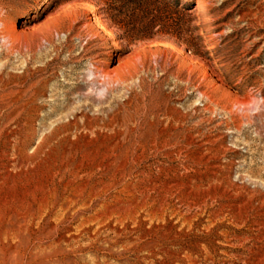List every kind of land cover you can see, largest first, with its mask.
Wrapping results in <instances>:
<instances>
[{
  "label": "rangeland",
  "instance_id": "374dc122",
  "mask_svg": "<svg viewBox=\"0 0 264 264\" xmlns=\"http://www.w3.org/2000/svg\"><path fill=\"white\" fill-rule=\"evenodd\" d=\"M127 1L0 0V264H264V0Z\"/></svg>",
  "mask_w": 264,
  "mask_h": 264
},
{
  "label": "trees",
  "instance_id": "16d2710c",
  "mask_svg": "<svg viewBox=\"0 0 264 264\" xmlns=\"http://www.w3.org/2000/svg\"><path fill=\"white\" fill-rule=\"evenodd\" d=\"M169 2H171L175 8H178L181 5V0H169ZM127 3L134 5L136 9L146 10L154 3V0H128Z\"/></svg>",
  "mask_w": 264,
  "mask_h": 264
},
{
  "label": "bare ground",
  "instance_id": "6f19581e",
  "mask_svg": "<svg viewBox=\"0 0 264 264\" xmlns=\"http://www.w3.org/2000/svg\"><path fill=\"white\" fill-rule=\"evenodd\" d=\"M105 78L107 77V78H109V74H106L105 76H104ZM27 83L26 82H23V85L25 86ZM23 86V87H24ZM37 87V84H34V85H32L31 86V88L32 89H35ZM39 92V91H38ZM21 94H23L22 92H21ZM35 94L37 95V92H35ZM35 96V95H34ZM32 103H34L33 102V100H31V102H29V104L24 108V111H26L27 110V108H28V110H29V108H30V106L32 105ZM240 105L242 106V105H244V103H240ZM9 120V119H8ZM69 126H71V127H77L78 125H77V122H76V120H73V121H71L69 124H68ZM68 126V127H69ZM24 128V127H23ZM62 128V127H61ZM25 129V128H24ZM23 132H24V130H22ZM11 138V137H10ZM172 138V137H171ZM169 139H170V136H169ZM171 142H172V140H171Z\"/></svg>",
  "mask_w": 264,
  "mask_h": 264
}]
</instances>
